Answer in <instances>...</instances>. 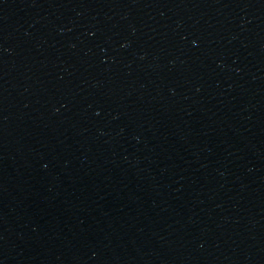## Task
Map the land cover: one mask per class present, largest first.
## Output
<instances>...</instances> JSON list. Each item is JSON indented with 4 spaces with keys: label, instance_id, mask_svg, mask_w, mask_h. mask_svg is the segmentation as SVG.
I'll list each match as a JSON object with an SVG mask.
<instances>
[{
    "label": "water",
    "instance_id": "obj_1",
    "mask_svg": "<svg viewBox=\"0 0 264 264\" xmlns=\"http://www.w3.org/2000/svg\"><path fill=\"white\" fill-rule=\"evenodd\" d=\"M0 264H264L232 0H0Z\"/></svg>",
    "mask_w": 264,
    "mask_h": 264
}]
</instances>
